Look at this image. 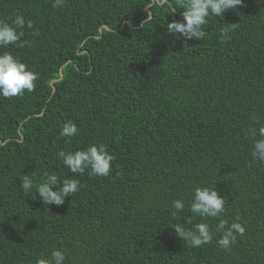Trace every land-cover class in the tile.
I'll return each instance as SVG.
<instances>
[{"label": "trees", "instance_id": "16d2710c", "mask_svg": "<svg viewBox=\"0 0 264 264\" xmlns=\"http://www.w3.org/2000/svg\"><path fill=\"white\" fill-rule=\"evenodd\" d=\"M53 2L0 0V19L33 24L25 46L0 54L39 77L33 91L0 97V264H35L54 248L65 264H264V161L252 157L264 125V0L210 16L207 36L187 42L167 31L182 0ZM69 121L78 134L62 138ZM93 144L115 157L107 177L72 174L57 157ZM36 171L37 182L47 172L81 187L62 206L44 205L21 188ZM204 186L226 199L222 218L245 227L229 250L217 243L218 220L189 211ZM176 199L186 206L174 219ZM200 222L214 233L202 247L171 228Z\"/></svg>", "mask_w": 264, "mask_h": 264}, {"label": "clouds", "instance_id": "9594fccd", "mask_svg": "<svg viewBox=\"0 0 264 264\" xmlns=\"http://www.w3.org/2000/svg\"><path fill=\"white\" fill-rule=\"evenodd\" d=\"M65 0H54L53 7H63ZM243 6V0H182L184 8L182 20L172 21L167 24V31L170 35H176L177 38H184L185 41L193 39L203 40L207 33L204 26L210 16H224L229 9ZM151 16H147L145 24L149 22ZM27 26L32 28L31 21L26 23L23 14H17L11 23L0 19V48H6L9 45L25 46L22 41L24 36L23 28ZM237 25H229L220 29V38L222 41L231 39L229 33ZM38 74L28 69L27 65L19 58L14 57L11 52L4 51L0 54V97L13 98L22 96L26 91L31 92L36 87ZM256 120L255 114L251 116ZM78 134V127L74 122H67L60 130V137H73ZM250 134L255 137L256 129H250ZM260 139H255L253 143L252 157L254 160L264 161V125L258 128ZM57 157L62 159L63 164L72 174H84L87 169H91L89 175L107 177L112 171V162L115 157L110 154L104 145H89L85 149L74 152H65L63 150L57 153ZM37 171L32 175H22L21 188L26 196L38 193L43 204L49 206H62L68 197H72L81 187L79 179L69 177L60 179L56 174L44 173L36 180ZM55 189V190H54ZM189 211L194 217H200L202 220L214 218L218 220L215 224V231L221 236L217 241L218 245L229 250L236 243L237 235L245 233V227L241 223L235 222L229 225V222L222 218L226 212V199L216 190V187H196L193 191L191 200L188 202ZM185 201L176 199L172 202L171 208L174 209L171 215L175 219L180 212L185 209ZM179 238L187 242L189 246L196 248L211 243L214 239V233L207 222H200L187 228L179 223L172 227ZM66 250L63 248H54L48 256L37 257L35 264H65Z\"/></svg>", "mask_w": 264, "mask_h": 264}, {"label": "water", "instance_id": "95a60500", "mask_svg": "<svg viewBox=\"0 0 264 264\" xmlns=\"http://www.w3.org/2000/svg\"><path fill=\"white\" fill-rule=\"evenodd\" d=\"M155 1H158V2H159V0H155ZM165 2H166V0H163V1L159 2V4H163V3H165ZM151 6H152V5H149V6L147 7V10H148V13L150 14V16H151V18H152V14H151V12H150V8H151ZM104 28H105V29H108L106 26H105ZM62 79H63V72H62V70H60V76H59V78H58V79H55V80H53V81L51 82V87L53 88V92L56 91L55 83L60 82Z\"/></svg>", "mask_w": 264, "mask_h": 264}]
</instances>
